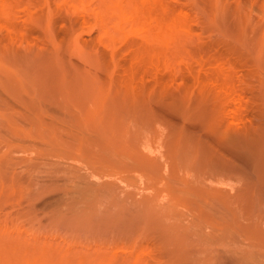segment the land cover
I'll return each mask as SVG.
<instances>
[{"label":"rangeland","instance_id":"374dc122","mask_svg":"<svg viewBox=\"0 0 264 264\" xmlns=\"http://www.w3.org/2000/svg\"><path fill=\"white\" fill-rule=\"evenodd\" d=\"M0 264H264V0H0Z\"/></svg>","mask_w":264,"mask_h":264},{"label":"bare ground","instance_id":"6f19581e","mask_svg":"<svg viewBox=\"0 0 264 264\" xmlns=\"http://www.w3.org/2000/svg\"><path fill=\"white\" fill-rule=\"evenodd\" d=\"M155 4H156V3H154V6H155ZM156 6H157V5H156ZM152 7H153V4H152ZM171 7H172V6H171ZM153 8H154V7H153ZM161 8H163V7H161ZM154 9H155V8H154ZM159 10H161V9H159ZM164 12H165V11H164ZM166 12H167V11H166ZM166 12H165V13H166ZM168 12H169V10H168ZM160 14H161V12H160ZM170 14H171V13H170ZM156 15H157V14H156ZM161 15H162V14H161ZM171 15H172V14H171ZM171 15H170V17H171V18H172V17L174 18V15H175V14H174L173 16H171ZM165 16H166V15H165ZM168 16H169V15H168ZM175 16H176V15H175ZM162 17H164V16H163V15L161 16V18H160L161 20H162ZM166 17H167V16H166ZM170 17L167 18V20H163V21H164V22L166 21V22L168 23V21H169L168 19H170ZM164 18H165V17H164ZM164 18H163V19H164ZM165 19H166V18H165ZM161 20H160L159 22H162ZM171 20H172V22L174 21L173 19H171ZM171 20L169 21L170 23H171ZM176 20H177V19H176ZM155 22H156V21H155ZM174 24H176V23H174ZM181 24H182V23H181ZM155 25H156V24H155ZM168 25H169V24H168ZM172 26H173V24H172ZM162 28H163V27H162ZM161 30H162V29H161ZM159 31H160V30H159Z\"/></svg>","mask_w":264,"mask_h":264}]
</instances>
